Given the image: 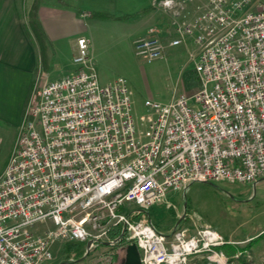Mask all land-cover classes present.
Instances as JSON below:
<instances>
[{
	"label": "built area",
	"instance_id": "built-area-1",
	"mask_svg": "<svg viewBox=\"0 0 264 264\" xmlns=\"http://www.w3.org/2000/svg\"><path fill=\"white\" fill-rule=\"evenodd\" d=\"M194 2L151 0L175 36L134 41L147 62L193 41L200 87L192 104L183 95L147 99L149 113L138 122L126 80L100 83L85 37L76 42L73 74L37 78L0 175V264H50L57 243L89 237V247L135 243L141 264L203 255L207 264H228L215 230L171 237L141 210L193 182L264 177V0H205L191 13ZM44 221L51 227L35 232Z\"/></svg>",
	"mask_w": 264,
	"mask_h": 264
},
{
	"label": "rangeland",
	"instance_id": "rangeland-1",
	"mask_svg": "<svg viewBox=\"0 0 264 264\" xmlns=\"http://www.w3.org/2000/svg\"><path fill=\"white\" fill-rule=\"evenodd\" d=\"M131 1L76 0L75 4L102 15L100 18L91 17L88 11L83 14L89 24L85 38L89 49L91 44L99 80L103 84L118 78L126 80L131 91L133 113L140 122V117L149 113L145 100L169 103L183 95L192 104V96L199 90L200 83L192 59L194 44L168 47L162 58L151 62L136 55L128 39L135 33L133 18L116 20L113 16L119 8H127L124 4ZM40 75L43 76L42 71L37 73L34 83ZM18 131L19 127L17 130L11 123L0 124V175L9 160ZM177 193L174 198L168 196L159 204L141 208L142 214L151 219L160 233L172 237L176 230L189 237L200 227H209L219 233L237 235L264 228V220L259 219L264 216V181L257 188L225 181L193 182L186 190ZM50 227L51 222L44 221L37 223L33 230L43 233ZM90 240L89 237L84 242L57 243L50 264H123L118 246L93 243L89 247ZM103 241L107 242L106 239ZM207 262L203 255L193 258L189 264Z\"/></svg>",
	"mask_w": 264,
	"mask_h": 264
},
{
	"label": "crops",
	"instance_id": "crops-1",
	"mask_svg": "<svg viewBox=\"0 0 264 264\" xmlns=\"http://www.w3.org/2000/svg\"><path fill=\"white\" fill-rule=\"evenodd\" d=\"M202 1L205 0H195L188 10L193 13L195 4ZM33 3L34 0H0V124L11 123L17 130L37 73L42 71L45 81L73 74L77 69L73 63L76 42L79 37H86L89 26L83 15L89 10L76 6V0H40L37 20L44 34L42 50L29 25ZM124 5L127 8H119L113 16L116 20L133 18L135 33L128 36L131 47L140 37L155 35L166 41L175 36L169 15L153 7L151 0H132ZM184 44L194 43L188 39ZM90 56L95 65L91 44ZM263 181L264 177L243 186L257 188ZM177 194L169 193L166 197L174 198ZM259 219L264 220V216ZM215 231L226 242L217 250L227 258L228 264H264V228L237 235ZM118 249L123 260L125 246Z\"/></svg>",
	"mask_w": 264,
	"mask_h": 264
},
{
	"label": "trees",
	"instance_id": "trees-1",
	"mask_svg": "<svg viewBox=\"0 0 264 264\" xmlns=\"http://www.w3.org/2000/svg\"><path fill=\"white\" fill-rule=\"evenodd\" d=\"M39 5H40V0H34L32 8L29 12V25H30V28L32 29L33 33L35 34L36 39H37L38 43L40 44V47L42 48V50H44V34H43V31L39 25L38 20H37V10L39 8ZM90 15H91V17L92 16H97L98 18L102 17V15H100L98 13L97 14L96 13H90ZM120 234H118V236ZM114 236H115L114 233H112L111 237H114Z\"/></svg>",
	"mask_w": 264,
	"mask_h": 264
},
{
	"label": "water",
	"instance_id": "water-1",
	"mask_svg": "<svg viewBox=\"0 0 264 264\" xmlns=\"http://www.w3.org/2000/svg\"><path fill=\"white\" fill-rule=\"evenodd\" d=\"M123 264H141L140 253L135 243L125 247V257Z\"/></svg>",
	"mask_w": 264,
	"mask_h": 264
}]
</instances>
